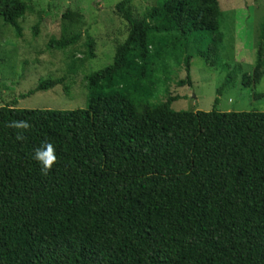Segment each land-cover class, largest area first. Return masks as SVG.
Returning <instances> with one entry per match:
<instances>
[{"label":"trees","instance_id":"trees-1","mask_svg":"<svg viewBox=\"0 0 264 264\" xmlns=\"http://www.w3.org/2000/svg\"><path fill=\"white\" fill-rule=\"evenodd\" d=\"M133 1L117 5L129 36L88 76L87 108L0 107V264H264V112L175 111L179 97L151 104L144 84L174 59L192 85L193 56L212 51L194 48L224 39L220 2L157 0L136 18ZM28 8L0 0V17L21 36ZM13 120L31 124L23 141Z\"/></svg>","mask_w":264,"mask_h":264},{"label":"rangeland","instance_id":"rangeland-1","mask_svg":"<svg viewBox=\"0 0 264 264\" xmlns=\"http://www.w3.org/2000/svg\"><path fill=\"white\" fill-rule=\"evenodd\" d=\"M21 1L29 7L19 21L21 36L0 17V107L87 108L88 76L113 64L117 47L128 39L129 23L117 9L123 0ZM219 2L223 41L208 46L207 40L194 48L212 51L208 60L198 53L193 56L192 85L180 86L187 80L183 60L172 59L165 71L147 78L149 103L172 96L180 98L172 104L175 111L264 112V0ZM156 4L157 0H134L133 14L142 18ZM74 36L79 39L72 46L57 43ZM90 38L96 42L95 58ZM57 79L63 81L54 88L31 93L41 82Z\"/></svg>","mask_w":264,"mask_h":264},{"label":"clouds","instance_id":"clouds-1","mask_svg":"<svg viewBox=\"0 0 264 264\" xmlns=\"http://www.w3.org/2000/svg\"><path fill=\"white\" fill-rule=\"evenodd\" d=\"M8 127L18 130L16 132V139L23 141L26 139L24 132L31 128V124L27 120H13L10 121ZM33 159L41 165V173L48 175L53 166L57 163V155L55 147L48 141L42 142V144L34 150Z\"/></svg>","mask_w":264,"mask_h":264}]
</instances>
